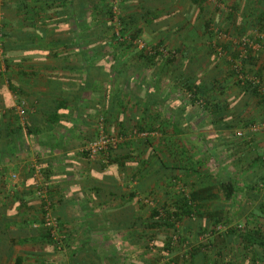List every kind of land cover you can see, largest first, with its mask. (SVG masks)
<instances>
[{
  "label": "crops",
  "instance_id": "crops-1",
  "mask_svg": "<svg viewBox=\"0 0 264 264\" xmlns=\"http://www.w3.org/2000/svg\"><path fill=\"white\" fill-rule=\"evenodd\" d=\"M57 3L44 0L2 2V29L7 48L4 54L0 50V264H113V247L118 251L113 244V235L114 238L119 236L113 230V214L132 208L134 216L146 218L153 208L170 202L166 191L158 194L160 186L165 189L171 182L165 177L164 166L160 163L164 161L160 153L167 154L166 146L161 143L157 147L158 159L149 158L153 153L149 148L146 150L148 164L140 169L136 168L134 160H120L124 163L122 166L85 158L81 149L87 139L94 137L99 117H103L107 132L118 135L121 144L124 143L115 155L133 156L142 150L143 147H129L125 143L137 138L132 129L143 123L147 128L157 127L149 132L152 136L172 137V165L175 170L181 169L182 129L179 124L182 104L186 103L182 101L183 93L178 91L167 97L166 88L173 83L170 71L160 65L140 66L137 52L120 48L114 40L109 43L108 36L96 38L95 31L101 23L99 14L102 13H97V0H72L70 7L75 18H67L64 14L58 16ZM132 7L130 5L125 12L121 10V17L132 21L133 30L138 29L146 42L166 44L160 31L163 25L159 23L163 20L160 15L164 18L160 11L164 12L165 8H143V13ZM196 8L199 12L196 19H203L202 27L219 17L211 11L210 5L190 4L192 12ZM85 9L89 10L86 20L80 15ZM89 13L93 16L88 17ZM193 46L189 45L184 52L189 54ZM182 47L180 44L179 49ZM2 58L6 59L7 68L1 62ZM20 101L27 105L26 115L21 119L16 112ZM189 103L188 106H192ZM57 106L63 108L54 114ZM185 107L188 109L187 105ZM208 107L197 122H193L197 119L195 116L188 120L193 127L192 133L201 142L205 131L196 124L210 123L218 115L212 105ZM169 116L177 129H169L165 135ZM236 119L246 121L241 114L236 115ZM225 122L221 120L222 126ZM209 134L218 141L217 145L205 141L207 155H214L219 145L223 149L232 146L234 153L228 169L242 171L241 166H245L241 162L242 142H225L230 140L229 132L221 128L210 130ZM260 143L254 141L253 145L262 149L257 146ZM19 158L22 163L12 162ZM31 158L38 164L36 167L42 169L43 175L38 169L35 172L41 176L34 174L33 177L34 170L29 171V166L25 165V160L32 162ZM170 161L166 162L167 166L171 165ZM256 166L251 163L247 176L246 168L241 174L242 178L244 175L249 177L245 184L263 173L256 172ZM12 171L20 177L15 186L9 181ZM155 171L158 174H153ZM221 173L223 180L232 179L233 172ZM38 178L47 185L54 214L60 221V249L46 239V231L41 226L40 204L32 189ZM143 185L144 190L139 189ZM130 192L135 193L134 197L130 198ZM220 232L223 231L218 234ZM199 236L197 238L201 240ZM227 237L224 245L238 248L236 239L230 236L228 240L232 238L234 244L227 243ZM208 257L203 248L196 250L190 264H208ZM234 258L230 264L249 262V256Z\"/></svg>",
  "mask_w": 264,
  "mask_h": 264
},
{
  "label": "rangeland",
  "instance_id": "rangeland-1",
  "mask_svg": "<svg viewBox=\"0 0 264 264\" xmlns=\"http://www.w3.org/2000/svg\"><path fill=\"white\" fill-rule=\"evenodd\" d=\"M2 2L3 0H0L1 25L4 22ZM106 2L107 5H111L112 20L115 16L118 22L121 17V10L125 12L130 5L136 7L137 10L141 9L140 11L143 13V8L161 9L164 7L165 11H160L164 15V18L160 15L163 20L159 23L163 25V28H160V31H162L161 36L164 38L163 41H165L166 44L162 42L161 48L166 51L177 50V53H179L176 54L175 59L180 62L181 70L175 74V77H171L170 80H173V87H176V90L184 95L182 96V101L186 104H182V115L180 117L181 123L179 124V127L182 129V153L180 156L182 158L185 156V161L192 162V164L188 166V168H190L188 172L183 169L174 170L171 173L166 172L168 179L171 178L170 176L172 173L175 176L173 179H169L171 182H169L165 189L161 188L163 186L158 188V194L160 195L161 191H166V194L169 196L168 200H170L167 204L171 206L173 198L176 199L180 193L188 194L190 191H193L194 188L199 187V180H202V182L205 183V186L212 185L211 183L223 180L221 177L224 174L221 172H233L231 178L233 180V184L237 187L236 193L232 196V200H227L221 192H217L215 189L214 192L218 193V197L213 200L211 199L213 202L209 201L208 206L211 207V209L218 208L221 210L220 220L216 226H213L211 223L212 219L207 220L205 218V214L203 215L200 213L199 216H193L190 219L184 218L181 223L177 224V227L175 228L176 232L159 227L156 228V230H150L148 235H141L140 239L141 242L143 241V244L140 246L134 247L133 245L135 244H131L127 238H123L121 235H117L118 237L114 238L113 235V244L118 249V252L120 253L119 255L122 256L124 260L122 264H190L187 256H185L186 252L197 247H200L201 249L203 248L205 254L209 255L208 264H230L229 261L233 259L235 255L236 257L237 255L244 257L249 256L250 259L251 247L245 244V248L243 245L244 243L237 236L233 238L236 239L235 242L238 244V248L234 249L231 246L227 247L224 245V238L226 239L227 236L230 237L227 232L229 229H235L237 226L246 227V230H252L254 227V220L249 217V212H253L255 215L257 213L258 218L255 219V221H257L260 225L264 224V216L257 212L259 204H264V193L262 191V193L258 195L256 192L248 191L249 188L247 187L249 184H245L246 179L249 178H246L245 175L247 176V170L250 168L249 165L251 163H256L258 165L255 167L256 172L259 171L264 174V170H259L260 168L264 169V167L261 166V162H257L258 157L262 159L264 156V130L260 128L261 125L264 124V104H262L257 98H254L252 94L244 91L241 86L239 87L236 84V79L229 74V71H231L234 66H237V69H240V59L245 57V53L247 52V49H249L252 51V54L256 53V66L262 68L261 75L264 83V23L261 26L260 24H256L255 27L251 26V24L254 23L255 18V16L252 15L253 5L256 3L255 0H206V2L201 3V5H210L211 11L219 16L215 21H212L213 19L210 20L212 25L210 26L211 34H207L203 31V19H201V17L196 19L198 8H196L193 12L190 10L191 0H106ZM170 2L172 3L170 4ZM247 2H249L246 5L247 16L244 17V12L242 13L241 8ZM113 11L115 13H113ZM229 13L231 15H229ZM249 14H251V16ZM104 20L106 21L107 19L105 18ZM124 37L129 39V33L125 34ZM138 38L148 47L154 45L149 39L148 41H150V43L146 42L147 39L144 36H139ZM244 41L247 44L243 45ZM131 43L133 44V41ZM180 44L183 47L179 49ZM191 44H194L195 46H193L191 52L187 54L188 52L184 51L189 48V45ZM131 50L133 52L139 51L135 45H132ZM190 70L193 71L195 75L197 74L196 77H198V80H203L206 85H210L209 87L211 88L215 87V89H212L213 91L210 93V96H208V105H212L211 108L218 115H215V120H211L212 122L210 123L202 121L201 123L196 124L197 127L200 128L201 126L202 128L200 129L205 131V136L202 139L203 142L194 136L191 130L193 127L191 123L189 124L188 120L191 118L195 119L193 117L195 116L197 119L193 122H197L204 109H199L196 105L193 106L196 109H192L190 108L192 106H188L190 105L189 100L194 99L187 96V92L180 87L178 82L179 76ZM175 79L177 80L176 82ZM212 80H214V82ZM165 92L167 97H170L172 92L169 90V87L166 88ZM213 102L215 104H213ZM18 103L19 102H17V104ZM185 105H187L188 109H186ZM26 106L27 105L25 103V108ZM221 111H224L225 113L219 114ZM239 114L244 116V119L246 120L245 122L236 119V115L239 116ZM19 117L21 119L25 116ZM222 119L227 121L224 126H222L221 123ZM177 120H179V118H177ZM170 121V118L167 117V128L170 125ZM218 128L229 132L228 139L230 140L226 139L224 140L225 142L228 141L230 144H232V141L235 140L242 142L241 144L244 148L242 149L241 162L245 164V166H241L243 167L242 171L232 170L233 168L228 169L231 163L229 162V159L231 154L234 153L232 146L227 149H223L222 146L219 145L214 155H207L205 150V141H208L209 143L213 141V145H215L218 141L217 139L210 137L209 131H219ZM252 128H255L256 131L251 132ZM238 133H242V136H238ZM136 137L137 138L129 139L125 145L129 144V147L134 146L143 148L138 154H134L132 158L130 155L129 157L131 159L126 161H136V168L140 169L144 166V161L148 159V156L144 150L145 138L138 135H136ZM149 140L157 151V145L161 143L160 138H158V136H149ZM254 141H257V143L261 141V145H257L258 147L262 146V149L260 148L261 150L256 149L255 145H253ZM123 144H121V146H124ZM170 144H174L173 140ZM160 154L161 157L164 156V161L168 162L170 159L168 155L166 156L163 153ZM156 155H153L154 159ZM19 159L12 162L22 163L23 160ZM30 161L32 162L25 160V165L29 166V171H32V169L34 170L33 177L35 171L38 169L43 175L42 169L36 167V165H38L36 161L33 162V158H31ZM191 168L195 170L197 169L198 173L192 172L193 170H191ZM245 168L246 173L242 178L241 174L244 172ZM179 175H181V178L178 177ZM19 180L20 177L15 171L10 172L9 181L12 186L19 183ZM43 184L46 186L44 182ZM262 184V186H264V181H262ZM32 189L35 192V184ZM156 194L157 192H155V195ZM148 196L151 198V195ZM146 218L142 219L145 220ZM199 218L202 220H199ZM245 218H247V222L243 221ZM242 223L244 225H242ZM198 226H202L201 229H204L206 226L210 228L206 233L204 232L205 234H198ZM218 226L221 227V231H223L219 234L216 230ZM172 232L174 234H178L180 239L174 246V250H172L173 252H168L165 248V244ZM59 235L61 236L60 233ZM198 235H200L199 238H201V240H198ZM228 237L226 240L227 243L232 242V244H234V240H232V238L231 240L230 238L228 240ZM150 240L154 241L151 250L148 248V244L151 242ZM124 243H126L127 246L124 245ZM130 246H132L131 249ZM213 246H216L217 248H213ZM240 259H243V257ZM262 262H258L257 264H263Z\"/></svg>",
  "mask_w": 264,
  "mask_h": 264
},
{
  "label": "trees",
  "instance_id": "trees-1",
  "mask_svg": "<svg viewBox=\"0 0 264 264\" xmlns=\"http://www.w3.org/2000/svg\"><path fill=\"white\" fill-rule=\"evenodd\" d=\"M11 1L14 3H19L25 0H11ZM44 1H47L50 3L58 2L57 5L59 7V11L56 13L58 16H60V14H64V16H66L67 18L76 17L75 12L70 7L72 0H44ZM191 1H192L191 4L196 5V6H200L201 3L206 2V0H191ZM249 2H247L241 8L242 13L244 12L243 13L244 17L247 16L246 15V7H247L246 5ZM255 2L256 3H254L253 9H252V15L255 16L254 23L251 24L252 27H255L256 24L258 25L260 24L261 26L264 23V0H255ZM97 3H99L97 6H95L96 10H98L97 13H100L102 11V13L99 14V16L101 17L102 15V17H101V23L99 26H97V29L95 31V33L97 34L95 35V37L98 39H106V36H108L109 43L111 40H114V42L118 44L120 48L131 50L132 45H133L131 42L139 39L138 38L140 36L139 30L138 29L133 30L134 29L132 28L133 24H130L132 23V21L129 22L120 17V20H119L120 21V35L124 37L125 34L129 33V39L124 38V40L118 41V38L114 34V26H113L112 14H111V5H107L106 0H97ZM88 12L89 10L87 9L82 10L80 13L81 19L84 18L86 20ZM229 15L231 14L229 13ZM249 15L251 16V14ZM90 16L92 17L93 13L91 14L89 13L88 17ZM105 18L107 19L106 21L104 20ZM210 26H212L210 21H207L204 25L203 31L207 34H211ZM86 28L89 29V27H86ZM5 37L6 36L4 34V30L2 29L1 36H0V49L2 50L3 54H4L5 49L7 48ZM106 42L108 41H105V43ZM161 47H162V41L151 46L153 53H147L145 51L139 50L137 52L138 54L137 56H138V60L141 63L140 66H144L145 68H147L153 65H156V66L160 65L161 67L165 68V70L168 69L167 71H170L171 73L170 75L175 77V74L178 72L179 66H180V62L177 63V59H175L176 58L175 55L179 53H177L178 52L177 50H169L168 51L169 56L164 58L159 52V49H162ZM255 54H252V51L247 49V52L245 53V57L240 59V65H241L240 69H237V66H234L233 69L229 71V74L236 79V84L239 87L241 86L244 91L252 94L254 98H257L258 100H260L262 104H264V83L262 81L263 79L261 75L262 68L256 66ZM1 62L3 63L5 68L8 67V64L6 63L5 58H2ZM239 74H241L243 77L255 78L257 82L254 83L253 80H249L247 78L245 79L243 78L244 80L241 81L238 79ZM196 76L197 74L195 75V73H193V71L190 70L187 73H183L181 76H179L178 82L180 84V87H182L185 90V92H187V96L191 97V99H194V100H189V102L192 103L191 105L192 106L196 105L199 109L201 108V109H204L203 111H206L209 108L208 107V96H210V93L213 91L212 89H215V87H212V88L209 87L210 85H206V83L201 79L198 80V77ZM214 80L212 81L214 82ZM169 84L170 85L167 86L169 87V90L172 93L173 92L176 93L177 90H176V87L175 88L173 87L174 86L172 85L173 83H169ZM62 108L63 106H57L54 110V114L57 113V110L62 109ZM25 115H26V108H25L24 116ZM170 117L172 116H169V118ZM170 128L172 130L177 129V125H174L172 123V120L170 121L169 127L166 128L163 134L166 135ZM156 129L157 127L155 128V127H150V126L147 128L145 125H143V123L134 125V129H132L133 132H135V134L138 136L139 134H145V137H143L145 138L144 150L146 151L150 148L151 151L153 152V153H150L149 158L157 154L156 148L152 145L151 141L149 140V136H152L149 134V132L151 133L153 132V130H156ZM135 134L133 133V135ZM91 139L92 138L87 139L85 143ZM172 140L173 139L171 137H162L160 139L161 146H166L165 147L166 152H167L166 156L168 155V157L171 160L170 161L171 165L169 166H167L166 162L160 161V163H162L161 166L162 167L164 166V175H166V172L171 173L175 170V167L172 165L174 161V153L172 149L173 145L170 144ZM120 144L121 142L117 145L116 150L120 147ZM129 156L127 155V156L120 157L118 155H115V153H113V156L111 155L108 157L107 159L108 162L106 163V165L113 163V165L123 166L124 163H120V160L126 161L130 157L132 158V156L130 157ZM155 159H158V158L155 157ZM147 160L144 161V165L148 164ZM257 162L258 163L261 162L260 163L261 166L264 167V156L262 157V159L258 157ZM191 164L192 162L185 161V156H184L181 160V169L186 170L188 172L190 170L188 166ZM191 170H193L192 172L194 173H198L197 169L195 170L191 168ZM145 171L147 170L145 169ZM153 174L156 175L158 174V172L153 173ZM167 176L168 175H166V177ZM263 176L264 174H261L257 178L255 179L253 178L254 181H250L247 187L249 188L248 191L256 192L258 195H260L262 191L264 193V186H262L263 185L262 181H264ZM170 177H171L169 178L170 180L174 178L173 173L171 174ZM199 184H200L199 187L194 188V190L190 191L188 194L180 193L178 197H176L175 201L174 200L172 201L171 206L169 204L164 203L160 207L153 208L150 212V215L145 220L142 219V217L134 216L133 213L131 212V210H133L132 208H129V210L127 209L125 212H119V213L113 214V230L116 231L117 235H121L123 238H127L131 244L140 246L143 244L142 243L143 241L141 242V239H140L141 235L142 236L148 235L149 234L148 232L150 230H156V228L159 227V228H164V229L166 228L168 230H172L173 232H176L175 228L177 227V224L181 223L184 218L190 219L193 216H199L200 213L203 215L205 214V218L207 220L212 219L211 223L213 224V226H216L220 220L221 210H219L218 208L211 209L208 206L209 201L213 202L212 200L218 197L217 192H221L222 195H224L227 200H232V196L236 193L237 187L233 184L232 179L216 181V183H211L212 185H207V186L204 185L205 183H203L202 180H199ZM140 188L141 189L144 188V185L139 187V189ZM215 189L217 190V192H214ZM134 194L135 193L133 192L128 193L130 198L134 197ZM52 209H53V212L55 213L54 204L52 206ZM257 209H258L257 212H259L260 215L264 216V204L262 203L259 204V207ZM40 214H41V210H40ZM257 216H258L257 213L255 215L253 212H250L249 217H251V219L254 220V223H253L254 227L252 228V230H249V229L246 230V227H242V226H240L241 228L238 229V226H237L235 227V229H229V231L227 232L229 236L231 237L237 236L239 239H241L242 242L244 243L243 245L245 248H246L245 244L251 247V251H250L251 258L249 259V262H247V264H257L258 262H262L264 260V224L260 225L257 223V221H255V219L258 218ZM199 220H202V219L199 218ZM243 221L247 222V218H245ZM40 222H42V220H40ZM58 223L60 226L59 219H58ZM249 224L252 225L251 223ZM242 225L244 224L242 223ZM197 228H198V234H203L204 232L206 233L210 227L206 226L204 229H201L202 226H198ZM173 232L172 234L174 235ZM59 233L61 234L60 229H59ZM172 234L169 236V238L167 239V243L165 244V248L168 252L169 251L173 252L172 250H174V247L171 246V237L173 236ZM45 237L48 241L52 242L56 246V243L53 242V240L49 238V235L47 233L45 234ZM195 249L196 248L194 249L192 248L191 250L186 252L185 256H187V259L189 260V262L192 259L193 255L196 253V250L198 251L201 250V249H196V250ZM122 261H124L123 257L120 256L119 252L116 251V249L113 247V264H122Z\"/></svg>",
  "mask_w": 264,
  "mask_h": 264
},
{
  "label": "built area",
  "instance_id": "built-area-1",
  "mask_svg": "<svg viewBox=\"0 0 264 264\" xmlns=\"http://www.w3.org/2000/svg\"><path fill=\"white\" fill-rule=\"evenodd\" d=\"M113 13L115 12L113 11ZM113 26H114V34L118 38V41L124 40V38L126 39V37H122L120 35V21L118 22L115 16L113 17ZM1 30H2V25L0 24V36H1ZM245 44L247 43H245L244 41L243 45ZM133 45H135L140 51H145L147 53H153L152 48L145 45V43L139 39L133 41ZM159 52L164 58L169 56L168 51H166L165 49H159ZM243 78L253 80L254 83L257 82L255 78L243 77L241 74L238 75L239 80L243 81L244 80ZM16 112L18 116H21V117L24 116V113H25V102L24 101H20L18 103ZM260 128L264 130V124H262ZM254 131H256V129L252 128L251 132H254ZM237 135L242 136V133H238ZM139 136L145 137V134H139ZM120 142H121V138L119 136H116V135H113L107 132L103 117H99L97 120L96 133L91 140H89L83 145L81 149V153L85 156L87 160L96 161V160L101 159L104 163H107L108 157L111 155L113 156V153L116 152L117 145ZM35 175L38 177L39 172H35ZM48 193L49 192H48L47 185L45 186L42 180L38 178L35 184L34 195L38 203L40 204V208H41V220H42L41 226L45 229L46 233L49 235V238L53 240V242L56 243V247L60 249L62 238L59 235V223H58L57 217L55 216L53 212V209H52L53 204L50 201ZM239 228L241 227L239 226L238 229ZM216 230L218 232L221 231V227L218 226ZM179 239L180 237L178 236V234H174L171 237V246L174 247ZM148 246H149L148 247L149 250H151L153 247V242L151 241L148 244ZM170 264H173V263H170Z\"/></svg>",
  "mask_w": 264,
  "mask_h": 264
}]
</instances>
